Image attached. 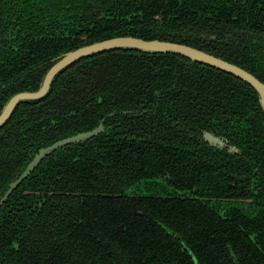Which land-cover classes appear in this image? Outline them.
<instances>
[{
	"label": "trees",
	"instance_id": "trees-1",
	"mask_svg": "<svg viewBox=\"0 0 264 264\" xmlns=\"http://www.w3.org/2000/svg\"><path fill=\"white\" fill-rule=\"evenodd\" d=\"M124 35L187 44L264 81V0H0V109L63 53ZM101 120L100 134L43 158L0 206V264H264L257 93L182 55L93 53L19 102L0 127V197L40 148ZM203 130L250 145L255 162L226 160ZM163 176V194L125 193Z\"/></svg>",
	"mask_w": 264,
	"mask_h": 264
},
{
	"label": "water",
	"instance_id": "water-1",
	"mask_svg": "<svg viewBox=\"0 0 264 264\" xmlns=\"http://www.w3.org/2000/svg\"><path fill=\"white\" fill-rule=\"evenodd\" d=\"M132 49L143 52H161L174 53L189 58L192 61H198L205 65L213 66L217 69L232 74L240 80L247 83L255 89L258 97V102L264 114V82L260 81L249 71L238 66L235 63L229 62L219 56H215L206 51L189 46L187 44L172 42L168 40L159 39H143L136 36L124 35L113 36L89 44L79 46L73 50H69L58 57V59L44 72L38 88L34 90L17 91L10 95L2 108L0 109V127L8 120L14 108L19 102L34 101L43 98L49 91L50 85L55 76L67 65L75 60L93 53L102 52L110 49ZM101 128H95L89 132H82L76 135L55 141L49 146L40 148L33 156L29 163L25 166L19 176L13 180L7 190L0 198V204L12 193L13 190L27 177V175L39 164V162L55 149L79 139L89 138L97 134ZM203 139L212 145L224 146V141L209 132H204Z\"/></svg>",
	"mask_w": 264,
	"mask_h": 264
},
{
	"label": "flooded vegetation",
	"instance_id": "flooded-vegetation-1",
	"mask_svg": "<svg viewBox=\"0 0 264 264\" xmlns=\"http://www.w3.org/2000/svg\"><path fill=\"white\" fill-rule=\"evenodd\" d=\"M241 67V66H240ZM243 68V67H242ZM245 69V68H244ZM245 70H247V69H245ZM248 71V70H247ZM250 72V71H249ZM250 73H252V72H250ZM253 74V73H252ZM254 76H256L255 74H253ZM257 77V76H256ZM258 78V77H257ZM259 79V78H258ZM260 80V79H259ZM261 81V80H260ZM244 82V81H243ZM264 82V81H263ZM174 83V82H173ZM166 85V84H165ZM174 85H175V83H174ZM173 84H172V87L174 86ZM166 88H168V85H167V87ZM165 88V89H166ZM254 89V88H253ZM255 90V89H254ZM257 100H258V97H257ZM259 103V102H258ZM260 106V105H259ZM261 108V107H260ZM264 115V114H263ZM95 128H101V130L97 133V134H95V135H92L91 137H89V138H85V139H79V140H76V141H73V142H70V143H66L65 145H63V146H61V147H59V148H57V149H60V148H64V147H66V146H71V145H81V144H84L85 142H87L88 140H90L91 138H93L94 136H96V135H98V134H100L103 130H104V125L102 124V120L100 121V123H99V125H97L96 127H94V128H92V129H90V130H86V131H82L83 133L84 132H89V131H91V130H93V129H95ZM218 131V130H217ZM214 132L213 130H203L202 131V141L205 143V144H207V145H209V146H211L214 150H216V149H218V150H221V153H223V155L226 157V160H228V158H230L231 160H233V161H235V160H238V163L239 164H243V169H245V167H244V163L247 161V160H250V161H252V162H255V160H256V158H257V154H256V150L255 149H253L250 145H247V146H245L244 147V144H240V145H238L237 143H235L234 141H231L225 134H223L224 133V131H218V132ZM82 132H78V133H82ZM204 132H209V133H212L213 135H215V136H218V137H220L223 141H224V146H218V145H212V144H209L208 142H206L204 139H203V134H204ZM78 133H76V134H78ZM76 134H73V135H76ZM73 135H70V136H73ZM70 136H68V137H70ZM65 138H67V137H65ZM65 138H62V139H65ZM61 140V139H60ZM58 141V140H57ZM244 147V148H243ZM57 149H55L54 151H56ZM54 151H52L51 153H53ZM247 151H249L248 153H247ZM50 153V154H51ZM49 155V154H48ZM47 155V156H48ZM223 155H221V156H219V157H221V158H224V156ZM230 156V157H229ZM46 157V156H45ZM44 157V158H45ZM43 160V159H42ZM41 160V161H42ZM40 161V162H41ZM39 162V163H40ZM38 165H36V167H37ZM35 167V168H36ZM34 168V169H35ZM33 169V170H34ZM32 170V171H33ZM31 171V172H32ZM30 172V173H31ZM29 173V174H30ZM29 174L27 175V176H29ZM165 176H163V177H158L156 180H157V184L155 185V186H153L152 188H146V186H145V184H146V182H145V184H144V181L143 180H141L140 182H137V183H135V184H133V185H131V186H129V187H127V188H133V187H137V190H138V188L140 189V190H145L146 192H148L147 194H150V193H159V194H163L164 192H162L164 189V185H165V183H166V180H165V178H164ZM23 180H25V178L23 179ZM22 180V181H23ZM21 181V182H22ZM21 184V183H20ZM19 184V185H20ZM19 185L15 188V190L19 187ZM149 185V184H148ZM126 188V189H127ZM125 189V190H126ZM15 190H13L12 191V193L15 191ZM5 192V191H4ZM11 193V194H12ZM179 193H182V194H185V196H187L186 194H188V195H191L192 193L190 192V191H179ZM4 194V193H3ZM10 194V195H11ZM9 195V196H10ZM129 195H141V194H136V193H132V194H129ZM143 195V194H142ZM193 195V194H192ZM9 196L5 199V200H7L8 198H9ZM182 196H184V195H182ZM2 197V196H1ZM0 197V198H1ZM194 197H195V195H194ZM5 200L0 204V206L5 202ZM212 201H213V204H215V203H218V201L220 200V199H215V198H212L211 199ZM211 201V202H212ZM220 201H223L222 203H223V205H222V208H224V207H228L229 205H237L240 209H242L243 210V212H245V214L247 215V216H252V215H254V213H256L255 212V210H257V207L256 208H254L253 206H252V204L250 203V201H251V199H234V198H232V199H230V198H228V199H221ZM253 209H254V211H253ZM232 257H233V264H239V262H238V260L234 257V255H232ZM193 262H194V264H199V262H198V259L195 257V256H193Z\"/></svg>",
	"mask_w": 264,
	"mask_h": 264
},
{
	"label": "rangeland",
	"instance_id": "rangeland-1",
	"mask_svg": "<svg viewBox=\"0 0 264 264\" xmlns=\"http://www.w3.org/2000/svg\"><path fill=\"white\" fill-rule=\"evenodd\" d=\"M125 193L126 194H132V193H136V194H147L148 192H146L145 190H140L139 188H138V190H137V187H133V188H127L126 190H125Z\"/></svg>",
	"mask_w": 264,
	"mask_h": 264
}]
</instances>
